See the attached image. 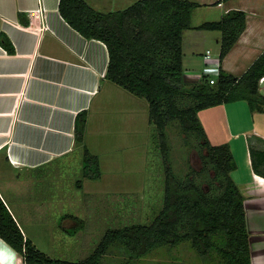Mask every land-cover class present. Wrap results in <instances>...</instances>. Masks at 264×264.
Wrapping results in <instances>:
<instances>
[{"label": "trees", "instance_id": "16d2710c", "mask_svg": "<svg viewBox=\"0 0 264 264\" xmlns=\"http://www.w3.org/2000/svg\"><path fill=\"white\" fill-rule=\"evenodd\" d=\"M197 6L190 0H137L121 10L101 12L85 0H59V13L73 29L86 39L105 44V77L147 101L148 119L156 131L162 157L166 158L168 151L166 128L177 122L179 129L197 138L205 150L200 155L201 170L211 169L213 173L205 190L190 174L184 179L176 176L163 161V205L158 214L148 224L106 230L93 253L80 261L51 258L40 251L24 238L0 197V238L24 264H102V256L112 246H121L128 256L141 258L158 247L169 249L187 242L203 259L200 264H251L245 196L231 176L235 159L228 144L210 143L198 112L236 101H246L250 111L264 112V95L258 90L264 76V50L239 77L219 69L213 84L204 75L187 86L182 69L183 30H218L221 60L245 27V13L239 10L193 27L191 14ZM18 18L28 25L29 20L21 14ZM0 45L10 54L15 51L3 33ZM86 122L87 111L81 110L75 116L74 142L83 148L82 177L98 179V156L84 144ZM249 154L253 171L264 177V149L258 151L249 144ZM69 217L78 223L75 227L82 226L80 218Z\"/></svg>", "mask_w": 264, "mask_h": 264}, {"label": "crops", "instance_id": "0c3cea01", "mask_svg": "<svg viewBox=\"0 0 264 264\" xmlns=\"http://www.w3.org/2000/svg\"><path fill=\"white\" fill-rule=\"evenodd\" d=\"M190 1L199 4L192 11L191 20L201 7L210 8L212 14L196 23L191 21L193 27L219 20L231 10L245 13V27L221 60L220 34H204L206 30L195 28L183 30L185 84L190 86L204 75L213 77V68L241 76L264 50V0ZM58 3L59 0H0V33L15 49L10 54L0 45V160L14 174L70 160L81 147L74 142L75 116L81 110L87 111L84 144L91 152L94 144L107 142L106 136H99L102 132L119 131L116 139L123 145H139L134 140L137 132L140 145L146 141L142 144L144 150L149 142L147 101L105 77V44L86 39L73 29L60 15ZM18 14L29 20L28 25L19 21ZM210 43L218 46L216 54L210 52L214 61L218 59L216 65L206 64V48L197 52L200 67H195V56L186 54V46L199 48ZM206 65L211 67L207 69ZM258 90L264 95V76L258 82ZM239 102L242 101L200 110L198 118L199 113L206 112L207 124L214 130L211 135L206 133L211 144L226 143L230 147L236 162L233 180L245 196L251 264H264V177L253 171L249 154V144L255 150L264 149V112L250 111L245 102L244 106H232ZM219 120L226 128L223 135L216 132ZM240 136L242 142L236 141ZM240 147L243 152L237 151ZM98 159L101 168L100 156ZM0 197L24 238H28L1 189ZM0 264H24L1 238Z\"/></svg>", "mask_w": 264, "mask_h": 264}, {"label": "rangeland", "instance_id": "374dc122", "mask_svg": "<svg viewBox=\"0 0 264 264\" xmlns=\"http://www.w3.org/2000/svg\"><path fill=\"white\" fill-rule=\"evenodd\" d=\"M85 1L95 10L109 12L124 9L137 0ZM194 14L191 21L195 23L212 17L211 10L207 7H201ZM203 32L220 34L218 30ZM206 48L212 54H216L218 50L214 43L204 44L199 48L186 46V54L195 56V67H200L197 52H204ZM244 102L246 103L242 101L232 106H244ZM205 114L206 112L199 113V118L205 125L206 133L211 135L214 130L209 128ZM229 119L232 124V117ZM218 123L216 132L223 135L226 128L221 120ZM148 124L150 137L145 150L143 145L146 141L143 140V145H140L135 136L137 132L134 133V140L139 145L136 142L123 145L116 139L119 138V131L99 134L106 136L107 142L94 144L93 152L90 151L100 156L102 161L101 176L98 179L83 178L81 175L82 146L68 161H55L45 167L19 174L11 173L8 166L0 160V189L14 208L27 237L40 251L51 258L80 261L93 253L106 230L136 223H150L163 205V161L169 164L176 176L184 179L186 174H190L198 184L207 189V182L213 172L211 169L201 170L200 155L205 150L200 141L181 131L177 122L169 124L166 130V159L162 157L154 126L150 122ZM143 129L145 133V126ZM238 139V142L243 140L241 136ZM110 142L111 147L108 145ZM240 148L237 151L243 152ZM231 176L235 177V173H231ZM78 181L81 182L79 185ZM69 216L83 220L82 226L75 227L78 223ZM74 229L78 230L69 233ZM248 233L250 237V232ZM202 260L187 242L169 249L158 247L141 258L128 256L121 246H112L102 256L101 263L200 264Z\"/></svg>", "mask_w": 264, "mask_h": 264}, {"label": "built area", "instance_id": "2783aa9c", "mask_svg": "<svg viewBox=\"0 0 264 264\" xmlns=\"http://www.w3.org/2000/svg\"><path fill=\"white\" fill-rule=\"evenodd\" d=\"M203 57H204V60H205V62H206L207 65L210 64V63H213L214 64V62H215V65H216L217 60L219 59L218 58L216 61H214V59H212V57H211V54H210V51L209 50L206 51V53L204 54ZM209 67H211V66H207V69ZM211 70L213 71V74H215V75L213 77H210L209 78V83L213 84L215 82V78L219 74V70H218V68H213Z\"/></svg>", "mask_w": 264, "mask_h": 264}]
</instances>
